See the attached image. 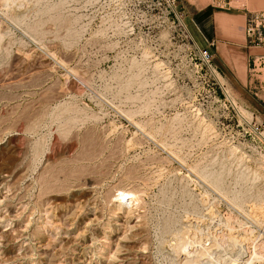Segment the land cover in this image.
Instances as JSON below:
<instances>
[{
    "label": "rangeland",
    "instance_id": "374dc122",
    "mask_svg": "<svg viewBox=\"0 0 264 264\" xmlns=\"http://www.w3.org/2000/svg\"><path fill=\"white\" fill-rule=\"evenodd\" d=\"M7 1L0 264H48V250L52 264H182L181 239L188 256L215 239L199 264H264V133L241 122L178 1Z\"/></svg>",
    "mask_w": 264,
    "mask_h": 264
},
{
    "label": "crops",
    "instance_id": "0c3cea01",
    "mask_svg": "<svg viewBox=\"0 0 264 264\" xmlns=\"http://www.w3.org/2000/svg\"><path fill=\"white\" fill-rule=\"evenodd\" d=\"M177 1L194 42L199 48L210 51L218 74L231 84L239 107L250 113L256 122L264 124V93L260 98L251 94L248 70L249 55L264 52V49L248 47L246 39L248 15L264 11V0Z\"/></svg>",
    "mask_w": 264,
    "mask_h": 264
},
{
    "label": "built area",
    "instance_id": "2783aa9c",
    "mask_svg": "<svg viewBox=\"0 0 264 264\" xmlns=\"http://www.w3.org/2000/svg\"><path fill=\"white\" fill-rule=\"evenodd\" d=\"M167 7L174 8L177 4V0H161ZM246 39L248 47L252 49H264V11L250 12L246 22ZM198 50L203 59L210 65L213 62L212 54L208 49H202L198 47ZM213 67V68H212ZM212 70L218 73L215 66H212ZM248 70L250 79L252 80L251 94L255 98H260L264 93V52L256 51L252 52L248 58ZM217 76V75H216ZM219 79V78H218ZM223 90H225L224 84L219 82ZM242 123L250 126L253 131L258 135L264 133L262 131L263 123L256 122L253 118L248 119L243 116L240 111L239 105H234Z\"/></svg>",
    "mask_w": 264,
    "mask_h": 264
},
{
    "label": "bare ground",
    "instance_id": "6f19581e",
    "mask_svg": "<svg viewBox=\"0 0 264 264\" xmlns=\"http://www.w3.org/2000/svg\"><path fill=\"white\" fill-rule=\"evenodd\" d=\"M17 1V0H16ZM6 2H10V1H7L6 0ZM8 4V3H7ZM184 24V23H183ZM185 25V24H184ZM34 27V26H33ZM33 27H32V29H33ZM36 27H37V25H36ZM35 28V27H34ZM35 29H37V28H35ZM35 29H33V30H35ZM40 29V28H39ZM36 31V30H35ZM70 82V81H69ZM70 85V84H69ZM70 86H72L73 87V89L76 87V83L75 82H71V85ZM71 89V88H70ZM230 89H232V88H230ZM76 90V89H75ZM74 90V91H75ZM76 92H77V90H76ZM21 128V127H20ZM1 166V165H0ZM11 168V167H10ZM13 168V167H12ZM0 170H1V168H0ZM14 169H12V171H13ZM2 171V170H1ZM18 171V170H17ZM203 172H205V171H202V174H203ZM7 173V172H6ZM6 173H0V187L1 186H3L4 187V185L5 184H7V182H8V178L6 177L7 175H6ZM206 173H207V171H206ZM205 173V174H206ZM20 174V173H19ZM207 174H209V173H207ZM206 174V175H207ZM210 174H211V172H210ZM214 174V173H213ZM9 175V174H8ZM216 175V174H215ZM215 175H214V177H215ZM205 176V175H204ZM213 177V178H214ZM219 177V176H218ZM19 178V177H18ZM219 180H220V178H218ZM217 179V180H218ZM15 180H17V178L15 179ZM14 180V181H15ZM208 180V179H207ZM210 181H211V179H210ZM209 181V182H210ZM11 183V182H10ZM213 183V182H212ZM220 183V182H219ZM219 183H218V185H219ZM20 185V184H19ZM44 185V184H43ZM10 186V185H9ZM49 186V185H48ZM78 186V185H77ZM8 187V186H7ZM216 187H217V185H216ZM219 187V186H218ZM45 188V187H44ZM8 190H10V189H8ZM119 192V191H118ZM121 192V191H120ZM45 194V193H44ZM15 195V194H14ZM40 195H42V194H40ZM4 196V195H3ZM39 196V195H38ZM137 196L138 195H136V192L134 191V190H123L122 189V192H121V196H120V200H119V204L120 205H125L127 208H128V206H133V205H135V202L138 200V198H137ZM11 197V196H10ZM5 198V197H4ZM24 198V197H23ZM119 199V198H118ZM1 200V199H0ZM3 201V200H2ZM118 201V200H117ZM17 202V201H16ZM236 202V201H235ZM20 204V203H19ZM18 204V205H19ZM37 204V203H36ZM5 205H6V203H5ZM21 205V204H20ZM42 205V204H41ZM118 206V205H117ZM49 207V206H48ZM17 208V207H16ZM18 208H20V206L18 207ZM17 208V209H18ZM23 208V207H22ZM13 209V208H12ZM15 209V208H14ZM21 209V208H20ZM23 209H25V208H23ZM78 210V209H77ZM83 210V209H82ZM11 211V210H10ZM15 211H18V210H15ZM69 211V210H68ZM94 211H96V210H94ZM45 212V211H44ZM50 212V211H49ZM81 212V211H80ZM263 212V211H262ZM18 213V212H17ZM16 213V214H17ZM46 213V212H45ZM10 214H11V212H10ZM20 214H18V216H19ZM43 215V214H42ZM259 215V214H258ZM45 216V215H44ZM255 216V215H254ZM17 217V216H16ZM263 218V217H262ZM102 219V218H101ZM66 221H68V220H66ZM45 224V223H44ZM59 224V223H58ZM28 225V224H27ZM48 225V224H47ZM46 225V226H47ZM70 225V224H69ZM40 228V227H39ZM38 228V229H39ZM51 228V227H50ZM60 229V228H59ZM34 232V231H33ZM37 232V231H36ZM46 232V231H45ZM247 233V232H246ZM36 234V233H35ZM40 234V233H39ZM259 234V233H258ZM56 236V235H55ZM211 235H209V237H210ZM54 238V237H53ZM52 238V239H53ZM211 238V237H210ZM214 238V237H213ZM212 238V239H213ZM178 239V238H177ZM202 239V238H201ZM54 240V239H53ZM53 240H52V242H53ZM214 240V244H212V246H209V248L207 247H205V249L204 250H200L201 252H198V253H194L195 255H191V256H188V253H185V251L183 252V250L185 249V247L184 246H186V244L187 243H189V242H182V239H181V242L179 243V245H178V250H179V252H181L182 254H183V262H182V264H199V262H198V260L200 259V258H202L203 256H208L209 257V255L210 254H212L213 252H215V253H217L218 252V248H219V246H218V244L215 242V239H213ZM248 240V239H247ZM51 241V240H50ZM55 241V240H54ZM197 241V240H196ZM195 241V242H196ZM234 241V240H233ZM237 241V240H236ZM38 242V241H37ZM65 242V241H64ZM192 242V241H191ZM218 242V241H217ZM248 242V241H247ZM55 243V242H54ZM54 243H53V245H54ZM63 243V242H62ZM78 243V242H77ZM185 243V244H184ZM197 243V242H196ZM201 243V242H200ZM235 244H236V242H234ZM234 243H233V245H234ZM232 244V243H231ZM48 245V244H47ZM50 245V244H49ZM82 245V244H81ZM189 245H191L190 243L187 245L188 247H189ZM199 245V244H198ZM203 245V244H202ZM220 245V244H219ZM36 246V245H35ZM51 246V245H50ZM186 246V247H187ZM236 246V249H237V247H238V251L240 250V249H242V248H244L242 245H240V244H238L237 243V245H234V247ZM239 246H240V248H239ZM241 246H242V248H241ZM246 246V245H245ZM46 247V246H45ZM248 247V246H247ZM36 248H38V247H36ZM59 248V247H58ZM193 248V247H192ZM198 248H199V246H198ZM202 248V247H201ZM84 249V248H83ZM187 249V248H186ZM75 250V249H74ZM177 250V251H178ZM199 250V249H198ZM49 251V250H48ZM47 251V252H48ZM81 251V250H80ZM84 251V250H83ZM192 252H193V250H191ZM47 252H43V254L42 255H44V256H46L47 258H48V264H52V258H53V256L54 257H56V255H52L51 257L49 256V252L47 253ZM76 252V251H75ZM79 252V251H78ZM186 252H187V250H186ZM191 252V253H192ZM220 252V251H219ZM254 252V251H253ZM38 253V252H37ZM52 253V252H51ZM57 254V253H56ZM78 254V253H77ZM76 254V255H77ZM205 254V255H204ZM219 254V253H218ZM27 255V254H26ZM257 255V254H256ZM80 256H81V254H80ZM182 256V255H181ZM212 257H213V254L211 255ZM210 256V257H211ZM247 256V258H246V263H249L250 264V261H252V256L250 255V254H247L246 255ZM71 257V256H70ZM209 257V258H210ZM262 257V256H261ZM207 258V257H206ZM230 258V257H229ZM229 258H228V261H229ZM67 259V258H66ZM214 259V258H213ZM41 260V259H40ZM47 260V259H46ZM61 260V259H60ZM77 260V259H76ZM204 260V259H203ZM212 260V259H211ZM226 260V259H225ZM224 260V261H225ZM230 260H231V258H230ZM42 261V260H41ZM56 261V260H55ZM57 261H59V259L57 260ZM80 261V259H78L77 260V263L76 264H79V263H81V261ZM208 261H209V259H208ZM214 261V260H213ZM220 260H218V262H219ZM224 261H223V263H224ZM47 262V261H46ZM61 262H62V260H61ZM85 262V261H84ZM83 261H82V263L81 264H85ZM207 262V261H206ZM205 262V263H206ZM225 262H227V261H225ZM236 262V261H235ZM45 263V262H44ZM228 263V262H227ZM230 264H234L232 261L231 262H229ZM59 264V263H58ZM201 264V263H200Z\"/></svg>",
    "mask_w": 264,
    "mask_h": 264
}]
</instances>
